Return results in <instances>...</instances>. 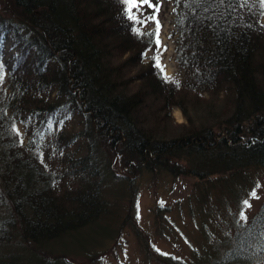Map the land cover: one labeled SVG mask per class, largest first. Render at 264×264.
Returning <instances> with one entry per match:
<instances>
[{"label":"trees","instance_id":"16d2710c","mask_svg":"<svg viewBox=\"0 0 264 264\" xmlns=\"http://www.w3.org/2000/svg\"><path fill=\"white\" fill-rule=\"evenodd\" d=\"M173 2L179 84L142 57L156 46L132 32L120 0H0V264H105L80 231L98 226L112 242L137 231L146 173L197 179L190 212L228 220L208 264H264V201L239 220L257 183L248 169H264V15L258 0ZM206 93L232 107L218 131L159 137L161 111L188 114L189 95ZM116 215L114 234L100 223ZM65 238L86 260L54 252Z\"/></svg>","mask_w":264,"mask_h":264},{"label":"rangeland","instance_id":"374dc122","mask_svg":"<svg viewBox=\"0 0 264 264\" xmlns=\"http://www.w3.org/2000/svg\"><path fill=\"white\" fill-rule=\"evenodd\" d=\"M174 10L173 0H160L161 40L162 44L167 47L166 52L163 51V48L160 51L163 52L162 63L166 65L167 74L174 77L175 80H180L185 74L177 61ZM262 19L264 21V16ZM154 25V23H149L143 30L145 32L152 30ZM11 53L8 46L7 58ZM153 54V51L148 53L150 57ZM149 60L146 59L145 61L148 62ZM263 75L261 76L262 79H264ZM193 96L190 94L186 100L185 108L188 114L179 107L160 112L159 119H166L164 124L166 129L163 130L167 132L166 135L159 133L160 138L173 140V138L196 137V133H202L209 128L218 131L220 126H223L222 123L232 114V107L228 106L222 97L211 96V94L206 93L205 97L197 100ZM160 126V131H163V124ZM20 129L24 133L22 126ZM218 133L220 131L216 134L218 135ZM181 163L184 164L185 162L181 161ZM249 169L247 172L249 177L254 176L257 181L256 186H260L256 188L259 199H251L252 206L246 212L247 217L251 218L261 208L264 201V169L255 167ZM144 175L145 178H142V182L136 184L139 190V193L135 194L139 198V213L136 215L137 221L135 220L138 230L136 231L133 227H124L121 241L117 242L113 239L112 242L111 237H102L93 232L94 228L99 229L98 226L87 227L80 231L84 232L82 239L87 240L85 245H92L97 249L102 248L101 250L104 251L101 255L105 256L103 258L105 264H164L161 260L163 257L172 260L179 259L183 264H197L199 261L200 264H208L209 258L214 257L209 247L222 237L223 233L221 232L227 227L225 223L228 220L220 214L213 216V212L201 214L197 210L196 215L190 212L187 202H189L190 194L196 190L197 179L178 177L174 180V177L168 176L166 180V178L159 179V177L147 173ZM215 180L217 184L221 182L219 176H216ZM118 208L119 215L126 214L125 205ZM114 217L107 218V221L100 224L103 225L108 222V228L110 226V228H114L115 234L119 232V223L122 220L117 215ZM207 237L211 241L208 242ZM70 241L71 239L65 238L62 243H53V246L57 248L54 252L65 250L78 256L77 253L82 247L79 248L76 244H70ZM115 242L117 244L116 250L114 249ZM146 243L149 245L148 247H151L149 250L146 249ZM206 243L208 245H205ZM197 253L201 255L196 256ZM77 258L78 262L86 260L84 254Z\"/></svg>","mask_w":264,"mask_h":264},{"label":"snow or ice","instance_id":"6c2138e0","mask_svg":"<svg viewBox=\"0 0 264 264\" xmlns=\"http://www.w3.org/2000/svg\"><path fill=\"white\" fill-rule=\"evenodd\" d=\"M122 5L124 6V15L125 17L133 24L132 32L139 38H143L145 36L150 37V44H155L157 52L154 56L151 57V59L154 62V67L156 68L158 74H160L161 78L164 80V82H174L179 84L178 81L175 80L174 77L169 76L166 72V65L162 63V56L163 52L160 51L161 48H163V51H167V47L162 44L161 40V28L162 24L159 19V13H160V0H156L155 3H153V0H120ZM179 3V0H177ZM219 3H224V0H218ZM248 0H242V5H247ZM258 3L261 8V15H264V0H258ZM145 6H147L148 9H152V11L144 15V12L146 11ZM149 23L155 24V29L151 32H145L143 30L144 27H146ZM151 51V49H146L144 53H142V57L147 59L148 58V52ZM3 65L0 64V80H3ZM13 130L19 135V130L13 128ZM23 141L21 140V143ZM260 186L257 185L256 188H259ZM256 188L251 190L248 193V199H242L241 209L242 211L239 214V220L240 221H247V209L251 208V199H259L258 193ZM264 235V234H262ZM159 251V249H157ZM262 251H264V248H262ZM163 255H169L168 253H162Z\"/></svg>","mask_w":264,"mask_h":264}]
</instances>
